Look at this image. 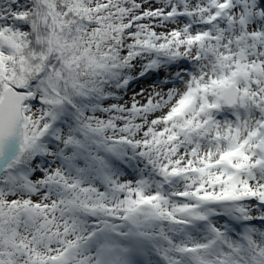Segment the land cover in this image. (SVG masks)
I'll list each match as a JSON object with an SVG mask.
<instances>
[{
	"label": "snow or ice",
	"instance_id": "snow-or-ice-1",
	"mask_svg": "<svg viewBox=\"0 0 264 264\" xmlns=\"http://www.w3.org/2000/svg\"><path fill=\"white\" fill-rule=\"evenodd\" d=\"M0 264H264V0H0Z\"/></svg>",
	"mask_w": 264,
	"mask_h": 264
},
{
	"label": "rangeland",
	"instance_id": "rangeland-1",
	"mask_svg": "<svg viewBox=\"0 0 264 264\" xmlns=\"http://www.w3.org/2000/svg\"><path fill=\"white\" fill-rule=\"evenodd\" d=\"M141 82V81H140ZM136 82H134L133 84H132V88H130V90H129V92H128V95L129 96H131V94H132V92L133 91H139L140 90V88L141 87H145V88H147L148 86H149V81H146V82H142V83H136Z\"/></svg>",
	"mask_w": 264,
	"mask_h": 264
},
{
	"label": "bare ground",
	"instance_id": "bare-ground-1",
	"mask_svg": "<svg viewBox=\"0 0 264 264\" xmlns=\"http://www.w3.org/2000/svg\"><path fill=\"white\" fill-rule=\"evenodd\" d=\"M142 82H146V81H141V82H136V83H142ZM136 83H135V84H136ZM132 87H133V86H131V88H132Z\"/></svg>",
	"mask_w": 264,
	"mask_h": 264
}]
</instances>
